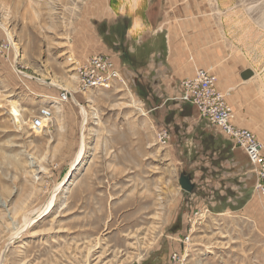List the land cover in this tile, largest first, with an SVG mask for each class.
<instances>
[{
  "label": "rangeland",
  "instance_id": "374dc122",
  "mask_svg": "<svg viewBox=\"0 0 264 264\" xmlns=\"http://www.w3.org/2000/svg\"><path fill=\"white\" fill-rule=\"evenodd\" d=\"M150 1L0 0V45L11 38L26 74L18 79L0 50V264H264V195L253 190V172L246 210L213 208L200 197L204 175L190 166L200 152L160 145V117L144 111L128 81L58 105L37 96L76 91L77 67L100 53L99 33L121 40ZM182 2L221 16L264 76V0ZM42 107L52 118L34 132ZM255 122L264 143V111Z\"/></svg>",
  "mask_w": 264,
  "mask_h": 264
},
{
  "label": "crops",
  "instance_id": "0c3cea01",
  "mask_svg": "<svg viewBox=\"0 0 264 264\" xmlns=\"http://www.w3.org/2000/svg\"><path fill=\"white\" fill-rule=\"evenodd\" d=\"M150 2L143 16L130 19L121 40L111 42L112 47L120 46L126 53L124 69L130 91L144 111L160 117V127L168 132L171 147L191 146L200 152L190 164L197 167L195 177L204 175L207 183V195L200 197L222 211L235 209L232 206L236 204L239 210H246L245 183L252 174L246 155L233 149L228 138L199 120L196 109L180 100V83L194 77L197 70L209 71L235 113V126L252 131L259 111H264V76L215 12H201L199 6L182 0ZM99 41L100 53L96 54L115 56L121 63V50L111 48L102 36ZM37 91V96L56 98L54 90Z\"/></svg>",
  "mask_w": 264,
  "mask_h": 264
},
{
  "label": "built area",
  "instance_id": "2783aa9c",
  "mask_svg": "<svg viewBox=\"0 0 264 264\" xmlns=\"http://www.w3.org/2000/svg\"><path fill=\"white\" fill-rule=\"evenodd\" d=\"M0 50L12 67V72L18 79L26 78L23 67L19 64L18 49L7 37L6 43L0 45ZM115 56L97 54L86 57L77 67V90L60 89L56 98H49L53 105L72 101L74 95L82 94L95 89H108L113 81H120L126 85L124 63H118ZM120 59V57H119ZM216 77L207 70H197L194 77L181 81L183 90L180 100L196 109L198 119L206 121L215 127L220 134L232 142L233 149L241 150L247 157L255 176L253 190L258 195H264V143L260 142L255 134L247 129L238 128L234 124V112L227 105L224 95L216 88ZM52 118V109L42 107L38 114L31 119L32 131H41L46 128ZM169 136L166 132L158 135V143L167 145Z\"/></svg>",
  "mask_w": 264,
  "mask_h": 264
},
{
  "label": "bare ground",
  "instance_id": "6f19581e",
  "mask_svg": "<svg viewBox=\"0 0 264 264\" xmlns=\"http://www.w3.org/2000/svg\"><path fill=\"white\" fill-rule=\"evenodd\" d=\"M74 101H75V99L73 97L72 102H74ZM79 107H80V112H81L82 119H83V123H84V121H85V119L87 117L86 110L83 107H81V106H79ZM10 114H11L12 118L14 119L15 123L16 124H19L20 111L18 110V108H16L15 106H11ZM83 126H84V124H82V127ZM82 154H83L82 147H80L79 150H78V153H77V155L75 157V159L73 160V162L71 164V169H74L79 164V160H80V157L82 156ZM68 176H69V173H68L67 176L64 177L63 182H62L61 185H63L66 182ZM59 187L60 186L58 185V188ZM56 192H58V191H56ZM53 199H54V195H53V197L51 198L50 202L47 205H45L43 208H41L40 210H38L36 212V214L38 216L37 217L38 219L41 218L42 216L44 217V215H46L47 213L50 212V207L52 205ZM31 223H32V220L31 219L25 220L24 226L26 227V226L30 225Z\"/></svg>",
  "mask_w": 264,
  "mask_h": 264
},
{
  "label": "trees",
  "instance_id": "16d2710c",
  "mask_svg": "<svg viewBox=\"0 0 264 264\" xmlns=\"http://www.w3.org/2000/svg\"><path fill=\"white\" fill-rule=\"evenodd\" d=\"M99 34H100V36L103 37L105 43L107 42L111 48L116 49V50H121L120 46L119 47H117V46L116 47H112V43L109 42L108 35L105 33V31H101ZM116 50H114V51L116 52ZM121 52H122V54L120 55V60H121L122 63L126 64V62H125L126 59H127L126 53H124L122 50H121Z\"/></svg>",
  "mask_w": 264,
  "mask_h": 264
},
{
  "label": "water",
  "instance_id": "95a60500",
  "mask_svg": "<svg viewBox=\"0 0 264 264\" xmlns=\"http://www.w3.org/2000/svg\"><path fill=\"white\" fill-rule=\"evenodd\" d=\"M187 183H188V182H184V183L182 184V188H183V189H187V190H188Z\"/></svg>",
  "mask_w": 264,
  "mask_h": 264
}]
</instances>
